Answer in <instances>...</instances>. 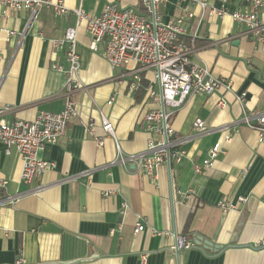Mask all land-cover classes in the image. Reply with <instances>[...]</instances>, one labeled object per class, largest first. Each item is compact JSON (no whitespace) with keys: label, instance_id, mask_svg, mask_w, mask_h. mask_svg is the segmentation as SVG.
<instances>
[{"label":"crops","instance_id":"obj_1","mask_svg":"<svg viewBox=\"0 0 264 264\" xmlns=\"http://www.w3.org/2000/svg\"><path fill=\"white\" fill-rule=\"evenodd\" d=\"M53 1H62L70 14L57 16L42 8L32 18L29 11L9 10L0 22V109L11 108L0 115V123L63 111L70 66L67 48L55 53L52 42L68 27H77L78 77L84 85L70 95L78 116L57 144L39 154L55 164L38 180L42 192L22 184L21 157L14 149L7 155L0 142V182L7 181L0 187V264H16L20 256L23 264H143L142 256H147L145 264H264V143L243 120L244 110L249 115L264 112V47L231 17L250 12L247 0H229L224 17L202 16L201 8L189 1L161 6L164 23L186 12L194 15L182 23L186 33L180 37L193 47L190 62L230 80L233 89L194 96L177 109L172 125L178 137L190 136L197 119L208 132L184 147L186 155L171 176L163 166L151 177L114 161L117 145L125 155L147 148L144 116L154 107L148 88L155 74L140 72L138 90H132L138 73L134 64L112 68L104 46L94 52L86 23L71 13L81 9L100 16L109 3L135 9L141 0ZM208 4L220 8L218 0ZM258 19L264 24V9ZM244 92L242 108L236 96ZM103 116L112 122L115 138L103 131ZM217 144L223 150L212 168L197 174L195 165ZM223 201L236 208L223 212ZM138 223L145 229L136 234ZM175 233L192 244L179 260L171 252ZM197 237L218 249L196 246Z\"/></svg>","mask_w":264,"mask_h":264},{"label":"built area","instance_id":"obj_2","mask_svg":"<svg viewBox=\"0 0 264 264\" xmlns=\"http://www.w3.org/2000/svg\"><path fill=\"white\" fill-rule=\"evenodd\" d=\"M170 0H141L140 6L123 8L118 3L106 5L100 16H92L81 9L71 13L77 22H85L87 31L93 40V51L99 50L103 45L104 57L112 68H120L125 63H133L138 72L135 79L138 83L131 86L132 90H138L141 81L140 72L152 71L155 74L154 84L148 88V97L153 102L151 109L144 116L148 139L145 151L138 154L125 155L117 145V157L114 164L124 168H134L148 176H154L156 171L166 166L172 174L173 167L179 164L186 155L184 147L205 135L208 132L205 123L197 119L193 124L192 134L186 137H178L172 119L177 109L182 107L190 98L197 95H212L218 90L231 92L233 84L230 80L215 76L208 67L193 64L189 55L193 47L179 38L186 33L182 27L184 20L194 17L191 12L184 13L180 18L164 23L160 8ZM196 4L201 8L202 16L206 14L224 17L229 0H218L220 8L208 4V0H183ZM250 7L249 13L235 12L231 14L232 20L243 23L254 35L256 42L264 47V24L258 19V14L264 9V0H247ZM42 8L52 10L57 16H68L70 9L62 1L53 0H0V22L7 18L9 10L29 11L32 18H36ZM2 32V31H1ZM0 32V33H1ZM8 36L14 32H7ZM77 27L67 29L61 39L52 42L55 53L67 48L68 80L66 83V104L60 113L40 111L32 121L18 120L11 124L0 123V142L5 146V153L9 155L14 149L21 157L22 170L21 182L35 193L44 190V186L38 184V180L48 170L55 168V164L39 158V154L47 146L55 145L66 134L69 123L78 116L76 105L70 95L84 89L79 79V56L76 52ZM62 70L61 67L55 69ZM247 93L236 96L237 102L244 106ZM112 98L108 105L113 104ZM10 107L0 109V115L10 111ZM255 118L256 123H251ZM103 131L107 136L115 138L114 126L106 117H102ZM243 120L253 129L258 136V142L264 143V112L247 114L244 110ZM88 126V130H91ZM158 137L159 139H155ZM225 143H229L230 136ZM104 146V140L98 142ZM223 147L217 144L207 154L202 164H196L194 169L197 174H203L212 168L215 160L221 154ZM90 172H86V175ZM7 181H1L0 187H5ZM181 196L192 198L191 193H181ZM241 203H246V198H240ZM1 206V202H0ZM225 213L233 210V204L223 201L219 204ZM145 226L136 224L135 233L143 232ZM175 244L171 248L172 255L178 260L182 252L189 250L192 244L188 239L175 233ZM264 245V244H263ZM147 256H142L145 264ZM16 264H23L20 256Z\"/></svg>","mask_w":264,"mask_h":264},{"label":"water","instance_id":"obj_3","mask_svg":"<svg viewBox=\"0 0 264 264\" xmlns=\"http://www.w3.org/2000/svg\"><path fill=\"white\" fill-rule=\"evenodd\" d=\"M195 244H196V246H202L204 249H209V250L210 249H218L213 243L204 241L200 237L196 238ZM76 262H78V261H74L71 263H76Z\"/></svg>","mask_w":264,"mask_h":264},{"label":"trees","instance_id":"obj_4","mask_svg":"<svg viewBox=\"0 0 264 264\" xmlns=\"http://www.w3.org/2000/svg\"><path fill=\"white\" fill-rule=\"evenodd\" d=\"M179 42H187L188 43V41L182 40L181 38L179 39ZM143 86H145V83L144 82H143Z\"/></svg>","mask_w":264,"mask_h":264}]
</instances>
